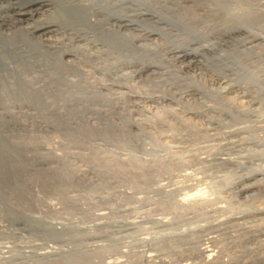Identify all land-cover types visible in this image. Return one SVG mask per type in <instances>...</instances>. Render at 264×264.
<instances>
[{
	"label": "rangeland",
	"instance_id": "obj_1",
	"mask_svg": "<svg viewBox=\"0 0 264 264\" xmlns=\"http://www.w3.org/2000/svg\"><path fill=\"white\" fill-rule=\"evenodd\" d=\"M110 1L137 24L58 30L62 77L0 56V264H264V0Z\"/></svg>",
	"mask_w": 264,
	"mask_h": 264
},
{
	"label": "bare ground",
	"instance_id": "obj_2",
	"mask_svg": "<svg viewBox=\"0 0 264 264\" xmlns=\"http://www.w3.org/2000/svg\"><path fill=\"white\" fill-rule=\"evenodd\" d=\"M114 1V0H113ZM130 1H137V0H130ZM143 1V0H142ZM221 1V0H220ZM0 2H4L5 5H0V56H3L5 59L3 60H6V58H8L7 56H10L11 54H18V53H21V50H23L22 48V45L23 47L27 48L28 51L30 52H33L34 51H38L39 54L40 52L41 53H46L44 51H51V53H53L55 55V61L57 62H52L49 64V67H48V64H47V67L50 69V71H52V78H53V74H56L57 78L59 76L62 77V74L63 72V68H67L69 67L71 70H75V67H73L72 63H71V60L68 58L69 56H74L75 57V53H72L71 51L72 50H66V49H63L62 50V44L58 41V39H54L55 37L53 36L52 38V35L55 34L58 30H69L70 32L73 33L74 36H76V39L78 37H82L85 39L87 36V32H85L83 29L85 30H91L92 31V28H95L97 26H100V22L99 20L96 18L98 13L100 14H105L104 17H106V23H108V25L110 26L111 25V30H113V28H115L116 26L119 28L120 26H127V25H135L137 24L136 23V20L135 19H132V16L128 15V14H123V13H120L122 10H120V12H117L115 10V7L113 5V3L115 4V2L111 3L112 1L110 0H0ZM138 2V1H137ZM144 2V1H143ZM122 3V2H121ZM156 3V2H155ZM92 4H95L97 11L95 10L94 5ZM129 4V3H128ZM134 4V3H133ZM146 4H150V3H147ZM145 4V5H146ZM152 4V3H151ZM131 5V4H130ZM93 6V7H92ZM139 6V5H137ZM141 6V4H140ZM152 6V5H151ZM120 7V6H119ZM149 7V5H148ZM153 7V6H152ZM127 8V7H126ZM133 8V7H132ZM151 7H149L147 10L148 13H143V12H140L138 13L139 15H147V16H150V17H153V15H155V17H159V14H155L154 11H152L150 9ZM243 8V7H242ZM137 9V8H136ZM135 9V10H136ZM239 9V8H238ZM144 11V10H143ZM239 13V12H238ZM242 13V12H241ZM249 14V13H247ZM133 15V14H132ZM157 15V16H156ZM234 15V14H233ZM241 15V14H239ZM246 15V14H244ZM244 15H241V16H244ZM252 15V14H251ZM263 15V14H261ZM231 15H229V18H230ZM235 16V15H234ZM255 16V15H254ZM248 17V15H247ZM259 17V16H258ZM161 18V16L159 17ZM158 18V19H159ZM166 18V17H165ZM239 18V17H237ZM251 19V17H249ZM254 19H256L255 17H253ZM261 18V17H260ZM260 18H257V19H260ZM101 19V18H99ZM162 19V18H161ZM160 19V20H161ZM231 19H233L231 17ZM249 19V20H250ZM102 20V19H101ZM234 20V19H233ZM232 20V21H233ZM240 20V19H239ZM253 20V19H252ZM108 21H112V23L108 22ZM138 21V20H137ZM231 21V20H230ZM231 21V22H232ZM229 22V20H228ZM253 22V21H251ZM238 23V22H237ZM236 21L233 25V23L227 25L226 29L228 30H231V31H234V29L236 30L238 28V26L240 27V25H235L237 24ZM254 23V22H253ZM116 25V26H115ZM243 26V24H241ZM246 25V24H245ZM104 26V25H102ZM112 26H115L112 28ZM145 26V25H144ZM150 26V25H149ZM264 26V25H262ZM262 26H259V27H262ZM116 27V28H117ZM237 27V28H236ZM244 27V26H243ZM75 28L77 30H75ZM109 28V27H108ZM150 29H152V27H149ZM148 28V29H149ZM241 28V27H240ZM258 28V27H257ZM99 29V28H98ZM97 29V30H98ZM145 29H147V27L145 26ZM149 31H146V33H144V36L143 38L144 39H147L149 38V36H151L152 34H154L153 32H151L152 30ZM185 29V28H184ZM246 29V28H245ZM262 28H260L261 30ZM102 30V29H101ZM106 30V29H104ZM102 30V31H104ZM110 30V28H109ZM109 30H106V33L109 31ZM117 30V29H116ZM154 30V29H153ZM243 30V32H240V33H243V34H246V37H250L251 40H254V39H257V35H250L249 32L247 30H244V29H241ZM8 31V32H6ZM114 31V30H113ZM118 31V30H117ZM122 31V30H121ZM164 31V30H163ZM262 31V30H261ZM260 31V32H261ZM61 32V31H59ZM93 32V31H92ZM99 32V31H98ZM112 32V31H111ZM116 32V31H115ZM123 32V31H122ZM255 32V31H253ZM259 32V34H260ZM264 32V31H263ZM104 33V32H103ZM105 33V34H106ZM110 33V32H109ZM114 33V32H113ZM117 33V32H116ZM258 33V32H256ZM58 34V33H57ZM101 34V33H100ZM108 34V33H107ZM258 34V35H259ZM11 35V36H9ZM93 35V34H92ZM95 35V34H94ZM119 35V34H118ZM123 35V34H122ZM121 35V36H122ZM128 35V34H127ZM198 35V34H197ZM90 36V34H89ZM99 36V35H97ZM112 36H116L115 35H112ZM133 36V35H132ZM140 36V35H139ZM257 36V37H256ZM262 36V35H261ZM68 37V36H67ZM66 37V38H67ZM118 36L114 37V39H116ZM138 37V36H137ZM200 37V36H198ZM101 38V37H100ZM126 38V37H125ZM260 38V37H259ZM33 39V40H31ZM98 39V38H97ZM108 39V38H107ZM119 39V38H118ZM264 39V38H263ZM100 40V39H99ZM104 40V39H103ZM126 39H123V41H125ZM128 42L131 41L129 39H127ZM135 40V39H134ZM142 40V39H141ZM148 40V39H147ZM199 40V39H198ZM36 41L38 42L36 44ZM122 41V40H121ZM183 41V40H182ZM182 41H179V42H182ZM33 42V43H31ZM126 42V41H125ZM126 42V43H128ZM35 43V44H34ZM106 44V42H104ZM103 41H102V44H104ZM109 44H106L108 45L109 47H111V45L115 48V50H119V49H123L124 50H127L129 48H131V43L128 45L125 43V44H119V42H114L113 40H109L108 42ZM124 43V42H122ZM185 43V42H184ZM184 43H182V45L180 47H182L183 49L182 50H179V51H171V53H173L174 55H176V58H180V59H189V63L191 62V60H193V58H196L197 57V52H195L193 49L192 50H188V48H186L185 46L187 45H184ZM65 44V43H64ZM186 44V43H185ZM66 45V44H65ZM105 46V45H104ZM203 46V45H202ZM65 47V46H63ZM107 47V46H106ZM112 47V48H113ZM141 47V46H140ZM68 48V47H67ZM79 48V47H77ZM111 48V49H112ZM113 48V49H114ZM69 49V48H68ZM76 49V47H75ZM80 49V48H79ZM78 49V50H79ZM82 50V49H80ZM80 50L78 52H80ZM26 51V50H25ZM24 51V52H25ZM76 51V50H75ZM114 51V50H113ZM23 52V53H24ZM49 52H47L46 55H48ZM72 53V54H71ZM84 53V52H83ZM120 53V52H119ZM22 54V53H21ZM26 54L27 51H26ZM81 54V53H80ZM108 54V53H107ZM118 54V53H117ZM20 55V54H19ZM31 55V54H30ZM38 55V53H37ZM35 54L34 57L37 56ZM45 55V54H44ZM52 55V54H51ZM84 55H87V54H84ZM200 55V53H199ZM23 56H26V55H23ZM22 56V57H23ZM40 56V55H39ZM53 56V55H52ZM67 57L68 59L65 60L64 57ZM28 57V56H27ZM32 57V56H30ZM44 57V56H43ZM46 57V56H45ZM85 57V56H84ZM25 58V57H24ZM40 58V57H39ZM48 58V57H47ZM86 58V57H85ZM13 59V58H11ZM45 59V58H44ZM50 59V58H49ZM48 59V61H49ZM72 59V57H71ZM78 59V58H76ZM83 59V58H82ZM8 62H10V59H7ZM6 60V62H7ZM40 60V59H38ZM43 60V59H41ZM75 60V59H74ZM47 61V60H46ZM7 62V63H8ZM45 62V61H43ZM42 62V63H43ZM51 62V61H50ZM73 62V61H72ZM79 62V61H78ZM4 63V62H3ZM2 63V64H3ZM21 63V62H20ZM31 63V62H30ZM38 63V62H37ZM40 63V64H42ZM49 63V62H47ZM75 63V62H74ZM9 65V64H8ZM34 65V64H33ZM46 65V64H45ZM76 65V64H75ZM74 65V66H75ZM144 66V64H142ZM152 65V64H150ZM3 66V65H2ZM39 66V65H38ZM44 66V65H43ZM147 65H145V67H142L140 66L141 68H136L134 71V73H136V71L138 72H141V71H150V66L149 67H146ZM153 66V65H152ZM9 67V66H8ZM46 67V69H47ZM15 68V66L13 67ZM12 68V69H13ZM4 69V67H3ZM11 69V71H12ZM23 69V68H22ZM16 70V69H15ZM43 70L45 71V68L43 67ZM68 70V68L66 69ZM10 71V70H9ZM18 71V70H17ZM47 71V70H46ZM45 71V72H46ZM49 71V70H48ZM49 71V72H50ZM16 72V71H14ZM17 74H19L18 72H16ZM49 74V73H48ZM62 74V75H61ZM50 76V77H51ZM56 76H54L56 78ZM67 76V75H66ZM65 77V76H64ZM250 77V76H249ZM253 77V75H252ZM22 78V77H20ZM49 78V77H48ZM67 78V77H66ZM246 78V77H245ZM59 80V79H58ZM65 80V79H63ZM25 81V79H24ZM22 81V83L24 82ZM28 80H26L27 82ZM47 81V80H46ZM57 81V79H56ZM55 81V82H56ZM67 81V80H66ZM239 81V80H238ZM51 82H54L51 81ZM49 83L47 84L48 86L52 83ZM59 82V81H58ZM62 82V81H61ZM249 82V81H248ZM30 83V82H29ZM28 83V85L30 86V84ZM60 83V82H59ZM244 83V82H243ZM21 84V83H20ZM25 84V83H24ZM23 84V85H24ZM44 85H46L45 83H43ZM56 84V83H55ZM54 84V85H55ZM65 84V81L63 83V85ZM67 84H68V81H67ZM72 86H73V83H71ZM22 85V88H21V91L23 88H25V90L29 87L28 85H24L23 87ZM40 85V84H39ZM61 85V84H59ZM17 87V88H19ZM27 87V88H26ZM41 87V86H40ZM45 86H43L44 88ZM56 87V86H55ZM71 87V85H70ZM245 87V86H244ZM39 89V88H38ZM46 89V88H45ZM45 89H42V90H45ZM50 88H48L47 91H49ZM52 89V88H51ZM78 89V88H77ZM19 90V89H18ZM24 90V91H25ZM29 90V89H27ZM37 90V89H35ZM75 90V89H74ZM38 91V90H37ZM34 92V93H28L29 95H31L32 97H37V95H39L38 92ZM26 92V91H25ZM42 92V91H41ZM43 93V92H42ZM47 93V92H46ZM27 94V95H28ZM41 95V94H40ZM241 103V102H240ZM1 165H4V164H1ZM254 177V176H253ZM251 188V187H249ZM239 192H246L247 190L244 189V188H240L238 190ZM202 194H203V191L202 189H197L195 192H191V194H188V193H185L183 195H186L187 197H190V198H195L197 197L198 195H201L202 197ZM204 196V195H203ZM199 197V196H198ZM188 200V199H187ZM186 201V200H185ZM190 204V203H189ZM5 206H0V209H4ZM31 223L33 224H37L39 225V223L37 221H30ZM40 231L44 234H46L47 236H56L58 235L60 232L56 231L55 233L53 232V230H51L48 225L44 222L41 223L40 227H39ZM67 261L68 264H71L72 262V258L71 259H67L65 260V262Z\"/></svg>",
	"mask_w": 264,
	"mask_h": 264
}]
</instances>
